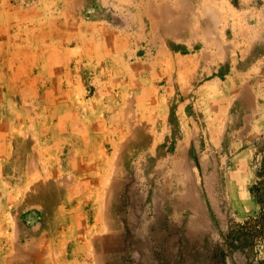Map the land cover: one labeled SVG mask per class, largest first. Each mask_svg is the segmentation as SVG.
<instances>
[{
	"label": "rangeland",
	"instance_id": "rangeland-1",
	"mask_svg": "<svg viewBox=\"0 0 264 264\" xmlns=\"http://www.w3.org/2000/svg\"><path fill=\"white\" fill-rule=\"evenodd\" d=\"M263 154L264 0H0V264L264 262Z\"/></svg>",
	"mask_w": 264,
	"mask_h": 264
},
{
	"label": "trees",
	"instance_id": "trees-1",
	"mask_svg": "<svg viewBox=\"0 0 264 264\" xmlns=\"http://www.w3.org/2000/svg\"><path fill=\"white\" fill-rule=\"evenodd\" d=\"M251 194L257 205V213L253 226L251 227V233L247 234V236L252 235L264 241V154L260 157L256 166L255 181L251 188ZM230 238H232L233 241L237 240L233 236ZM226 246L230 250L236 249L233 247V242L226 241ZM222 258L224 259V257ZM255 264H264V262H258Z\"/></svg>",
	"mask_w": 264,
	"mask_h": 264
}]
</instances>
